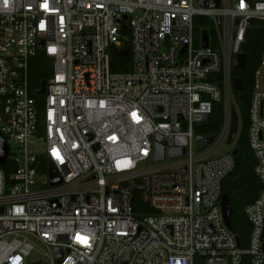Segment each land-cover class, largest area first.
<instances>
[{
    "label": "built area",
    "instance_id": "obj_1",
    "mask_svg": "<svg viewBox=\"0 0 264 264\" xmlns=\"http://www.w3.org/2000/svg\"><path fill=\"white\" fill-rule=\"evenodd\" d=\"M218 1L0 0V134L16 165L9 177L0 167V264L32 252L55 264V248L59 264H264V56L248 108L262 189L244 208L245 249L220 206L235 164L233 58L250 20L264 23V0ZM198 16L215 44L209 34L202 46ZM40 52L53 72L37 100L28 84ZM114 53L129 70H111ZM214 103L222 128L198 150L194 125Z\"/></svg>",
    "mask_w": 264,
    "mask_h": 264
},
{
    "label": "trees",
    "instance_id": "obj_2",
    "mask_svg": "<svg viewBox=\"0 0 264 264\" xmlns=\"http://www.w3.org/2000/svg\"><path fill=\"white\" fill-rule=\"evenodd\" d=\"M194 23L197 25V33L200 30H208L213 44H215V32L210 20L206 17H196ZM128 47V46H127ZM241 51L249 55L248 65L241 70H232L233 76H239L244 81V89L238 93L233 91L235 103L240 114V128L235 140L234 147L237 153L234 156V169L223 180L221 193L227 195L229 206L232 208L231 224L239 238L240 248L245 249L248 245L250 223L248 222L244 208L252 203L260 190L262 184L254 173L255 157L248 143L249 116L248 108L250 98L255 85V73L260 67L264 56V23L256 19L250 20L244 34V41L241 44ZM112 71H127L130 68V57L122 56L121 53H114L110 62ZM53 61L40 52L30 61L29 90L37 100L43 96L37 94L43 82H46L52 75ZM239 98H243L244 104L239 105ZM223 124V106L221 103H214L211 114L204 123L194 125L197 135H217ZM15 163L10 159L3 166H0L9 177L15 170ZM148 211V210H147ZM150 211V210H149ZM249 256L244 255L241 264H248ZM27 264H45L41 260H31Z\"/></svg>",
    "mask_w": 264,
    "mask_h": 264
},
{
    "label": "water",
    "instance_id": "obj_3",
    "mask_svg": "<svg viewBox=\"0 0 264 264\" xmlns=\"http://www.w3.org/2000/svg\"><path fill=\"white\" fill-rule=\"evenodd\" d=\"M199 5L204 7H211V8H217L219 6L218 0H197ZM124 18V17H122ZM217 22L219 23V18L217 19ZM123 29H125L124 26H122ZM202 38V46L207 47L208 46V38H209V31L208 30H202L201 33ZM249 63V55L244 52H240L236 54L233 58V70H241L244 69ZM233 89L235 92H242L244 89V81L239 76H234L233 79ZM45 90V82L42 83L41 88L37 91V94H43ZM244 100L243 98H239V105H243ZM238 114H237V108L235 105H232L231 107V122L227 137V144H232L238 134ZM214 135H198L196 137V143L198 150H203L206 148L214 139ZM237 153V148L234 147L231 151V154L235 156ZM183 154L182 149H169L168 155L169 157H177ZM9 157V145L5 138L0 134V166H3ZM164 157V147L161 144H156V153L154 156V161H161ZM50 176H51V185L58 184L60 182L59 178H56L54 176V171L50 169ZM220 206L222 209V214L224 218V222L226 226L234 231L232 224H231V217H232V208L229 206V199L227 195L222 194L220 199ZM1 212V209H0ZM238 246L240 244L239 239L237 238ZM55 254V264H59L62 258V251L59 248L54 249Z\"/></svg>",
    "mask_w": 264,
    "mask_h": 264
},
{
    "label": "rangeland",
    "instance_id": "obj_4",
    "mask_svg": "<svg viewBox=\"0 0 264 264\" xmlns=\"http://www.w3.org/2000/svg\"><path fill=\"white\" fill-rule=\"evenodd\" d=\"M207 18V17H206ZM197 25L195 24V28L197 29V27H196ZM260 76H258V81L262 84V83H264V67H262L261 68V71H260ZM235 105H236V108H237V114H238V130H239V128H240V114H239V110H238V107H237V104L235 103ZM42 257H41V254L39 253H37V252H32L31 253V255H30V257L28 258V260H38V259H41Z\"/></svg>",
    "mask_w": 264,
    "mask_h": 264
},
{
    "label": "snow or ice",
    "instance_id": "obj_5",
    "mask_svg": "<svg viewBox=\"0 0 264 264\" xmlns=\"http://www.w3.org/2000/svg\"><path fill=\"white\" fill-rule=\"evenodd\" d=\"M135 115H136V114H135V113H133V116H134V117H135Z\"/></svg>",
    "mask_w": 264,
    "mask_h": 264
}]
</instances>
